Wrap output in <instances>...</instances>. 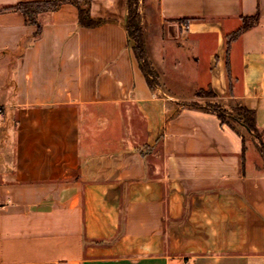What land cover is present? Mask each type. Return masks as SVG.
I'll return each instance as SVG.
<instances>
[{"label":"crops","instance_id":"0c3cea01","mask_svg":"<svg viewBox=\"0 0 264 264\" xmlns=\"http://www.w3.org/2000/svg\"><path fill=\"white\" fill-rule=\"evenodd\" d=\"M33 1L0 0V264H264V153L234 113L264 144V0H140L152 87L127 0H90L92 26L62 2L39 32Z\"/></svg>","mask_w":264,"mask_h":264},{"label":"trees","instance_id":"16d2710c","mask_svg":"<svg viewBox=\"0 0 264 264\" xmlns=\"http://www.w3.org/2000/svg\"><path fill=\"white\" fill-rule=\"evenodd\" d=\"M62 2H70L77 6L79 11V21L83 25L92 26L101 23L102 19H93L89 13V3L90 0H41L33 2H21L16 5V7L21 10L25 16L27 22L35 23L38 26V31H40V24L37 20V15L44 11L57 9ZM258 20V15L252 17H243L241 27L233 32L229 36V40L235 38L244 29L253 25ZM125 27L129 39L132 40L131 49L136 57L139 68L144 73L147 83L152 87L157 82V74L148 59L146 52L145 36L142 27V14L140 11L139 0H127V15ZM212 95L215 92L211 89L207 90ZM206 91V92H207ZM203 90H198L197 95H201ZM189 105L197 106L193 102H188ZM203 107V106H200ZM207 111L215 113L219 118L225 120L229 115L228 112L219 104L214 103L204 106ZM238 119L247 127V129L254 133V135L259 139V148L264 153V144L260 140V135L255 124V114L254 111L245 106H238L235 108ZM236 116H233L235 118Z\"/></svg>","mask_w":264,"mask_h":264},{"label":"rangeland","instance_id":"374dc122","mask_svg":"<svg viewBox=\"0 0 264 264\" xmlns=\"http://www.w3.org/2000/svg\"><path fill=\"white\" fill-rule=\"evenodd\" d=\"M139 4H140V0H139ZM132 40H131V45H132ZM135 57V56H134ZM135 59H136V57H135ZM199 90H203V93L199 96V95H197L198 97H197V99H196V101H192L194 104H196L197 106H208V105H211V104H214V103H217L216 102V100H215V98H214V95H212L211 93H209L207 90L208 89H199ZM207 91V92H206ZM226 110V109H225ZM227 112H228V116H227V118H229V119H233V115H231V114H233V112L231 111V112H229V110H226ZM235 113V115L237 116V113L236 112H234ZM226 118V119H227Z\"/></svg>","mask_w":264,"mask_h":264},{"label":"built area","instance_id":"2783aa9c","mask_svg":"<svg viewBox=\"0 0 264 264\" xmlns=\"http://www.w3.org/2000/svg\"><path fill=\"white\" fill-rule=\"evenodd\" d=\"M179 264H192L190 261H187V260H185V261H182L181 263H179Z\"/></svg>","mask_w":264,"mask_h":264}]
</instances>
